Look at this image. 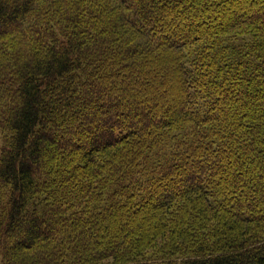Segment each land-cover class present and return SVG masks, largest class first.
<instances>
[{"label":"trees","instance_id":"1","mask_svg":"<svg viewBox=\"0 0 264 264\" xmlns=\"http://www.w3.org/2000/svg\"><path fill=\"white\" fill-rule=\"evenodd\" d=\"M1 264H264V0H0Z\"/></svg>","mask_w":264,"mask_h":264},{"label":"rangeland","instance_id":"2","mask_svg":"<svg viewBox=\"0 0 264 264\" xmlns=\"http://www.w3.org/2000/svg\"><path fill=\"white\" fill-rule=\"evenodd\" d=\"M0 264H1V260H0Z\"/></svg>","mask_w":264,"mask_h":264}]
</instances>
